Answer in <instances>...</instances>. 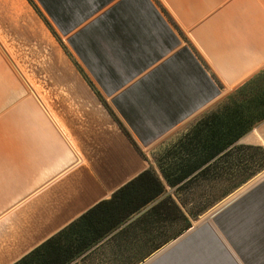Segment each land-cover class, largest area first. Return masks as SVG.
<instances>
[{
  "label": "crops",
  "instance_id": "1",
  "mask_svg": "<svg viewBox=\"0 0 264 264\" xmlns=\"http://www.w3.org/2000/svg\"><path fill=\"white\" fill-rule=\"evenodd\" d=\"M31 1L88 81L31 80L0 16V264L147 170L166 185L153 151L264 71V0ZM195 224L144 264H264V175Z\"/></svg>",
  "mask_w": 264,
  "mask_h": 264
},
{
  "label": "trees",
  "instance_id": "2",
  "mask_svg": "<svg viewBox=\"0 0 264 264\" xmlns=\"http://www.w3.org/2000/svg\"><path fill=\"white\" fill-rule=\"evenodd\" d=\"M263 121L264 73H261L237 90L224 106L168 147L166 155L173 160V164L167 172L162 170L169 186L177 187L205 166L191 180L202 177L204 180H214L234 165L247 164L245 156L234 153L231 148L237 146L243 137ZM245 149L249 152L257 150L252 146H246ZM181 190L176 189V193ZM205 210L202 209L200 213ZM141 211L145 212L130 221ZM191 214L195 215L192 211ZM150 220L161 226L164 223L186 221L185 229L191 227L175 201L165 194L164 184L153 171L147 170L110 200L94 207L15 264H70L79 253L87 251L116 231L107 244L111 248H107L110 254L118 255L122 253L124 243L130 245L133 241L136 228Z\"/></svg>",
  "mask_w": 264,
  "mask_h": 264
},
{
  "label": "rangeland",
  "instance_id": "3",
  "mask_svg": "<svg viewBox=\"0 0 264 264\" xmlns=\"http://www.w3.org/2000/svg\"><path fill=\"white\" fill-rule=\"evenodd\" d=\"M0 16L13 17V23L8 28L13 31L14 39H19L23 33V59L25 66L29 68L31 80L39 79L46 82L58 80L88 81L83 75L81 68L65 48L64 43L57 38L53 29L31 0H0ZM261 73H264V71ZM236 91L225 95L220 102L198 116L186 129L177 132L153 151V159L156 161L158 169L164 178L165 173L162 169L167 172L170 165L173 164V160L166 155L168 147L192 131L204 118L224 106ZM257 134L259 136L254 135L255 138H252L251 144L239 142L237 146H234L235 148H231L234 153L239 152V155L245 156L247 164L245 162L244 166L234 165L227 172L224 171L222 176L217 179L204 180L202 177L191 180L194 175L206 166L175 188L170 187L165 178V194L175 201L187 218L191 225L189 229L196 225L195 223L199 221L204 213L215 209L227 198L246 187L247 184L264 175V144L259 143L260 140L264 139V130L259 129ZM246 146H252L254 150H257L249 152L245 149ZM258 168L261 169L252 175ZM179 188H182V190L176 193V189ZM204 208L206 209L205 212L200 213ZM191 211L195 213L194 216ZM134 216L131 217L130 221H132ZM186 223V221H178L158 226L155 231L143 235L139 243L134 240L130 245L124 243V249L118 255H112L108 250L111 246L107 244L113 235L117 233V231L113 232L92 248L79 253L70 264H144L166 245L187 232L189 229H185L187 227Z\"/></svg>",
  "mask_w": 264,
  "mask_h": 264
}]
</instances>
